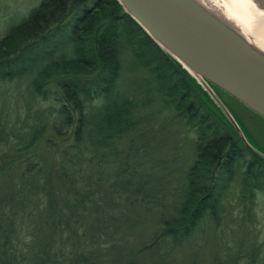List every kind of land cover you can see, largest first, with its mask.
Segmentation results:
<instances>
[{
    "label": "trees",
    "instance_id": "trees-1",
    "mask_svg": "<svg viewBox=\"0 0 264 264\" xmlns=\"http://www.w3.org/2000/svg\"><path fill=\"white\" fill-rule=\"evenodd\" d=\"M23 68H33L24 82L36 107L17 143L4 140L18 166L1 149L0 264H264V239L245 227L264 193V150L242 142L116 0H39L0 37V82ZM167 113L191 134L192 157L162 205L141 197L133 142ZM235 178L231 217L223 202Z\"/></svg>",
    "mask_w": 264,
    "mask_h": 264
},
{
    "label": "water",
    "instance_id": "water-1",
    "mask_svg": "<svg viewBox=\"0 0 264 264\" xmlns=\"http://www.w3.org/2000/svg\"><path fill=\"white\" fill-rule=\"evenodd\" d=\"M125 14L175 60L239 128L208 85L264 120V55L195 0H116ZM261 9L264 3L260 2Z\"/></svg>",
    "mask_w": 264,
    "mask_h": 264
},
{
    "label": "rangeland",
    "instance_id": "rangeland-1",
    "mask_svg": "<svg viewBox=\"0 0 264 264\" xmlns=\"http://www.w3.org/2000/svg\"><path fill=\"white\" fill-rule=\"evenodd\" d=\"M38 1L0 0V37L9 28L20 22ZM39 69L40 67L38 66L34 67L33 72L36 73ZM30 70H27V68L21 69L18 73V76L21 77L13 83L0 82V154L2 153L1 149H3L4 153H8L11 162L14 164L13 166H18L21 154H15L16 150L14 147L8 150L4 140H9L10 144H16L17 138L14 135L17 131L19 133L22 132L23 121L27 117H32L34 113L36 105L29 102L27 89L25 88V82L29 77ZM209 89L221 105L223 104V108L233 118V121H235L239 131L241 130L240 132L243 134L242 137L245 143L251 145L257 151L264 150V130L259 122L255 118H250L243 109L219 95L210 86ZM47 104H51V102L48 101ZM236 113L240 117V121ZM10 129L14 130L10 131ZM190 135L181 121L173 120L171 115L167 113L154 118L152 121L151 119L147 120L140 130V135L134 136V155L139 163V168L137 167V169L144 174L146 181L145 190H141V197L150 194L152 202L162 205H166L173 198L172 195L177 183L181 180L182 172L187 168L192 157V142L190 140L187 141ZM250 135L257 139L258 145L252 146ZM237 192L238 178H235L223 202L226 214L231 217H236L239 212L236 200ZM255 201L253 218L256 221H253L254 225L252 223L245 227L249 231L253 228L252 233L259 241L264 239V193L257 194ZM142 226L143 224L137 227L141 228L137 232L139 236L144 237L148 233L146 229L150 230L149 228L151 227ZM239 235L233 236L235 252L239 248V245L236 244L237 241H235ZM251 238L253 237L248 234L247 239L251 240Z\"/></svg>",
    "mask_w": 264,
    "mask_h": 264
},
{
    "label": "bare ground",
    "instance_id": "bare-ground-1",
    "mask_svg": "<svg viewBox=\"0 0 264 264\" xmlns=\"http://www.w3.org/2000/svg\"><path fill=\"white\" fill-rule=\"evenodd\" d=\"M264 55V0H195Z\"/></svg>",
    "mask_w": 264,
    "mask_h": 264
}]
</instances>
